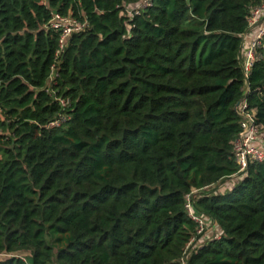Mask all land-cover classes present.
Instances as JSON below:
<instances>
[{
	"label": "trees",
	"instance_id": "trees-1",
	"mask_svg": "<svg viewBox=\"0 0 264 264\" xmlns=\"http://www.w3.org/2000/svg\"><path fill=\"white\" fill-rule=\"evenodd\" d=\"M46 1L0 0V264H264V163L234 153L264 0ZM54 13L85 25L63 50Z\"/></svg>",
	"mask_w": 264,
	"mask_h": 264
},
{
	"label": "built area",
	"instance_id": "built-area-1",
	"mask_svg": "<svg viewBox=\"0 0 264 264\" xmlns=\"http://www.w3.org/2000/svg\"><path fill=\"white\" fill-rule=\"evenodd\" d=\"M40 1L43 5L47 3L46 0ZM149 4V2L145 1L143 6L146 7ZM141 7L136 10L138 11ZM248 22L249 31L243 36L244 45L241 56L242 69L246 82L250 77L256 61L259 59V50L264 47V5L252 9ZM49 27L61 31L60 48L63 50L68 39L74 33L82 31L85 25L54 13ZM245 93H249L247 86ZM62 105L66 106V103L62 101ZM239 111L242 116V131L234 143V153L240 168V173H242L248 169L250 163H264V135L262 133L263 126L256 121V110L251 109L247 101L244 100L240 103ZM51 125L59 126L60 123L55 122ZM194 193H197V191ZM186 208L189 216L199 225L198 234L202 235L207 226V221L204 217H200L195 213L190 197L188 198Z\"/></svg>",
	"mask_w": 264,
	"mask_h": 264
},
{
	"label": "rangeland",
	"instance_id": "rangeland-1",
	"mask_svg": "<svg viewBox=\"0 0 264 264\" xmlns=\"http://www.w3.org/2000/svg\"><path fill=\"white\" fill-rule=\"evenodd\" d=\"M235 180L228 181L227 183L223 184L222 186H218L219 191L227 193L231 186L235 184ZM220 229L214 228L212 225H207L204 229V235L203 237L197 242L198 245H203L204 243H207L210 239H218L220 237Z\"/></svg>",
	"mask_w": 264,
	"mask_h": 264
}]
</instances>
